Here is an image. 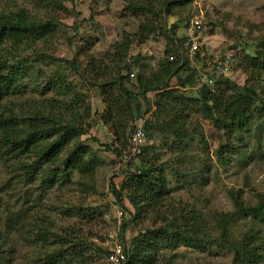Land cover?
I'll return each mask as SVG.
<instances>
[{"label": "rangeland", "instance_id": "obj_1", "mask_svg": "<svg viewBox=\"0 0 264 264\" xmlns=\"http://www.w3.org/2000/svg\"><path fill=\"white\" fill-rule=\"evenodd\" d=\"M148 1L157 9L162 0ZM58 2L44 9L33 0H0V17L22 12L27 20L50 26L45 38L7 54L24 86L19 95L0 105L18 109L24 101L32 106L43 98L56 99L64 106L74 94H82L83 106L90 108L87 127L62 148L60 157L79 144L87 164L82 171L71 169L41 190L22 166L23 157L0 148V264H105L113 240L126 252L132 237L170 222L177 233L169 232L167 245L158 242L155 264H264V70L250 68L243 59L260 50L264 0H192L185 4L184 0H168L175 6L169 15L162 13L157 31L144 43L129 46V71L122 73H133L131 79L140 72L147 75L163 59L165 41L159 32L169 33L176 25L175 37H185L189 22L198 19L201 39L197 58L187 57V66L176 74L179 80L192 83L180 86L175 77L169 81L170 87L176 89V95L197 98L202 84L192 63L211 70V63L226 55L230 65L214 78L226 79L227 85L244 93L251 105L248 129L229 132L203 114L200 102L187 103L182 110L183 126L156 125L147 138L148 146L136 156L131 155L125 137L126 110L114 107L113 121L106 126L98 116L104 109L99 84L108 83L115 74L116 64L109 59L114 54L113 44L137 28L136 19L123 8L127 0ZM82 50L103 62L102 79L92 75L88 58L79 53ZM71 59L78 63L77 68L69 65ZM78 71H85V76ZM91 79L93 86L88 82ZM212 84L208 87L213 89ZM153 95L146 93L151 99ZM138 102L140 114L148 113L151 123L169 120L167 116L156 118L153 107L147 110L142 99ZM52 113H61L62 121L69 118L65 107ZM227 143L230 146L222 151ZM149 164L164 173L166 191L158 194L160 199L154 205L144 204L133 218L131 205L124 201L123 209L112 196L109 181L122 186L130 173ZM245 243L254 249L241 246Z\"/></svg>", "mask_w": 264, "mask_h": 264}, {"label": "trees", "instance_id": "obj_2", "mask_svg": "<svg viewBox=\"0 0 264 264\" xmlns=\"http://www.w3.org/2000/svg\"><path fill=\"white\" fill-rule=\"evenodd\" d=\"M33 1L38 7L44 9H47L48 6H57L59 3L58 0ZM190 1L192 0H184V4ZM159 4L160 6L155 9L148 0H127V4L123 7L136 19L137 28L133 34L124 33L122 41L113 44L114 54L109 59L116 64L115 74L108 83L99 84V96L104 109L98 116L102 124L106 126L113 121L114 107L120 111L126 110L129 116L125 134L127 141L132 128V119L141 113L138 109L140 106L138 101L142 99L147 110L154 108L152 115L156 118L160 116L169 117V120L156 122V124L152 122L149 126L144 125L147 138L151 136L156 125L167 127L170 123H175L178 128H181L183 126L181 122L183 106L187 103L196 105L198 102L203 106V114L213 119L216 125L219 126L221 123V127L227 128L230 130L229 132L246 131L249 121L248 111L251 108L250 99L246 98L240 90L236 91L234 88H230L226 79L214 80L213 89L202 84V87L197 89L198 97L195 99L176 95V89L170 87L169 81L174 79L177 72L187 66V62H189L187 56L179 51V49L184 51V47L180 43L183 40L185 42V37H175L176 25H173L169 33L159 32L165 41L162 51L163 59L158 61L153 71H149L147 75L140 72L131 79L133 73L128 72L129 59L126 58L129 46L144 43L157 31L156 22L163 20L162 13L169 15V9L175 6L170 5L168 0H162ZM49 32L48 22L27 20L22 12L11 17H0V102L19 95L24 86H21L18 77L20 76L19 71L8 63L7 54L15 52L27 42L45 38ZM258 42L260 43V50L255 56L245 55L243 59L250 68L260 66L264 70V36ZM83 52L82 50L79 53L88 58L87 64L92 75L102 79L103 71L106 68L103 62L95 61ZM169 55L174 56L172 60H168ZM116 57L117 59H115ZM196 58L197 55L193 57L194 60ZM68 62L72 68H77L78 63L74 59ZM118 63L119 65H117ZM122 70L128 71L123 74ZM78 73L82 77L85 76V71H78ZM176 80L180 86L192 83L191 80H179L178 77ZM88 82L90 86L94 85L92 79ZM106 84L109 85L105 86ZM111 85L113 87H110ZM113 90L117 91L118 94L114 95ZM147 92H154L153 99L146 96ZM81 97L82 94L80 93L74 94L70 102L64 106L56 99L47 100L43 98L35 100L32 106L24 101L19 104L18 109H15L11 104L0 105V148L8 154L23 157L22 166L35 177L41 190L50 187L55 179L63 176L69 170L82 171L84 165L87 164L83 157L84 148L79 144H74L60 157L62 148L73 138L78 137L87 127L90 108L88 105L83 106L84 102ZM63 107L69 113V118L64 121L60 120L61 113H52V110L58 111ZM79 108L81 109L78 112ZM217 121L218 123H216ZM114 129L116 130V128ZM114 133L116 136L117 133ZM147 146L146 144L142 146L140 152L144 151ZM228 146L230 143H227L222 148L223 150L221 148L220 150L224 151ZM24 160L30 161L28 163ZM126 180L122 186H117L114 181L110 180L109 191L121 207L124 206V201L131 205L133 218L140 214L144 204L154 205L160 199L157 198L158 194H163L166 191L167 182L164 173L161 169H154L153 164L141 167L138 172L130 173ZM125 225L126 222H123L121 227L124 228ZM171 227L173 228L172 222L166 223L164 226L144 234L138 233V237H132L130 249L124 251L126 257L124 264H155L153 255L158 242H166L164 245H167L170 237L168 240L165 237L170 234L169 232L172 230L177 233V229H171ZM37 236L39 240L42 239V236ZM241 246H244L248 251L254 249H249L246 243ZM64 248L65 251H68V247ZM237 249H239V245ZM71 253L73 254L72 257L77 256L74 247L71 248Z\"/></svg>", "mask_w": 264, "mask_h": 264}, {"label": "built area", "instance_id": "obj_3", "mask_svg": "<svg viewBox=\"0 0 264 264\" xmlns=\"http://www.w3.org/2000/svg\"><path fill=\"white\" fill-rule=\"evenodd\" d=\"M185 43L184 51L180 50L181 54H185L188 58L195 57L196 50L198 48L200 35V21L198 19H192L188 26L185 28ZM173 55L168 56V60L173 59ZM201 65V63H199ZM193 67L197 70V77L201 84L206 86L211 85L215 80L216 75L224 74L228 65H230L228 56L224 55L220 60L211 63V70L201 69L198 64L192 63ZM202 66V65H201ZM131 75V74H130ZM215 75V76H214ZM151 119L149 114H140L132 119L131 132L127 138V144L131 150V155L136 156L140 152V148L146 144L147 136L144 131V125L149 126ZM118 218L121 219L122 209H118ZM112 241V239H111ZM125 253L123 251L122 244L113 240L112 244L105 256V264H124Z\"/></svg>", "mask_w": 264, "mask_h": 264}, {"label": "crops", "instance_id": "obj_4", "mask_svg": "<svg viewBox=\"0 0 264 264\" xmlns=\"http://www.w3.org/2000/svg\"><path fill=\"white\" fill-rule=\"evenodd\" d=\"M163 44V43H162Z\"/></svg>", "mask_w": 264, "mask_h": 264}]
</instances>
